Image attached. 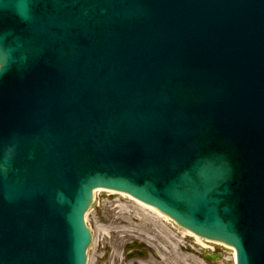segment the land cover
<instances>
[{
    "label": "water",
    "instance_id": "1",
    "mask_svg": "<svg viewBox=\"0 0 264 264\" xmlns=\"http://www.w3.org/2000/svg\"><path fill=\"white\" fill-rule=\"evenodd\" d=\"M99 187L264 264V0H0V264H90Z\"/></svg>",
    "mask_w": 264,
    "mask_h": 264
},
{
    "label": "rangeland",
    "instance_id": "2",
    "mask_svg": "<svg viewBox=\"0 0 264 264\" xmlns=\"http://www.w3.org/2000/svg\"><path fill=\"white\" fill-rule=\"evenodd\" d=\"M117 205H123L125 207L124 213L122 212L123 216L132 220V225L127 227L129 232L123 236L114 235L113 230L111 231L110 220L114 214L112 209ZM142 207L125 194L103 190L96 193V203L89 210L86 218L93 234V246H90L88 250L90 264H110L114 254V243L117 244L119 258L124 261V264H163L165 258L170 257L174 261H180V264H184L186 258L191 264H234L231 254L222 248H218L215 254L210 253V248H206L207 252L203 251L190 235L185 237L179 232L178 227L172 223L166 225V222L162 221L153 211ZM119 210L116 209V211ZM121 226L126 225L121 224ZM161 226L165 232L172 231L171 238H163L159 231ZM177 239L179 241H176ZM133 241L143 242L146 247L145 251H147L144 257L134 254L132 256L127 246ZM174 242H176V247ZM203 253H210L215 258L218 255L221 256L214 260L205 258ZM176 254L180 259H177Z\"/></svg>",
    "mask_w": 264,
    "mask_h": 264
},
{
    "label": "bare ground",
    "instance_id": "3",
    "mask_svg": "<svg viewBox=\"0 0 264 264\" xmlns=\"http://www.w3.org/2000/svg\"><path fill=\"white\" fill-rule=\"evenodd\" d=\"M133 201H135V200H133ZM135 202L138 205H141V207L143 206L142 208L147 209V210H150L151 212L153 211L156 215H158L160 217V219L162 221L166 222V225H168V223H172L174 226L178 227L179 232L182 235H184L185 237H187V236L190 235L192 238L195 239V242L200 246V248L203 249V248H208V247H211L212 246V245H208V243H206V241L203 240L202 238H200L199 236H195L190 231H188L186 229L180 228L170 218H168L166 215L160 213L156 209H154V208H152L150 206H147V205H145L143 203H140V202H137V201H135ZM117 208L120 209V210L119 211H116ZM112 211L114 212V214H113L112 220H110V222L112 223L111 231L113 230L114 235L121 234V236H123L124 234H126V233L129 232V230L127 229V227H130L132 225V220L131 219H127V218H125L123 216L124 215L123 213L125 211V207L123 205H117L116 208H113L112 209ZM121 224H125L126 226H121ZM154 224L156 225V223H154ZM159 231H160V233H162L163 238H165V239H166V237H167V239L168 238H171L170 237V234H172V231L170 232V230H168V232H165V229L162 226L160 227V230ZM176 241H179V239H177ZM175 243L176 242H174V246H175ZM225 249H226V251L230 252V254L232 253L231 252L232 250L230 248H225ZM117 250H118L117 244L114 243V254L112 255L111 263L110 264H124V261H121L120 260ZM178 254H176V257H177V259H180V257L178 256ZM187 260L188 259L186 258L184 264H191V263H188ZM180 263H181L180 261H174V259L170 257V258H167V259L165 258V261H164L163 264H180Z\"/></svg>",
    "mask_w": 264,
    "mask_h": 264
}]
</instances>
